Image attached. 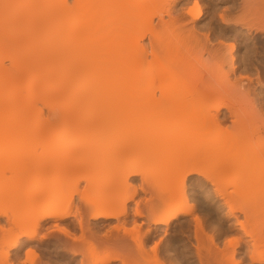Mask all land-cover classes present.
Listing matches in <instances>:
<instances>
[{
	"label": "rangeland",
	"instance_id": "rangeland-1",
	"mask_svg": "<svg viewBox=\"0 0 264 264\" xmlns=\"http://www.w3.org/2000/svg\"><path fill=\"white\" fill-rule=\"evenodd\" d=\"M228 1L229 0H198L196 2L198 5H196L195 0H189L188 3L184 2V4L183 2H179L175 5V17L173 16V19L176 20L172 21V18L170 19L169 16H165V23L161 21L158 14H155L157 8L152 6L147 8L148 11L141 19L126 22L122 28H120L117 23L110 22L108 19L104 18L100 23L101 28L98 33L97 50L104 53L106 55L105 58H107L113 50L114 53H112V55H125L128 53V49L131 48V51H133L134 48L140 47V49L138 48V51L133 52L132 55H140L139 57L137 56L139 59L144 56V61L143 59V62L136 61L138 63L140 62L139 64H136V62L135 64H129L126 61L127 65L123 71H136L137 73L144 75L145 77L143 78L145 79L142 80L143 85L145 83L148 88L147 83L151 82L150 84H152V86L149 85L150 88L148 91L153 90L155 92L156 90L154 93L155 95L153 96L152 92L150 95H140L131 98L127 97L121 100L122 114L130 113L132 118L138 115L140 116L138 123L135 124L133 128H118L115 130L102 129L99 131V127L106 126L108 120L106 116H100L85 129L86 135L83 134L82 136L85 142L81 140L82 137L79 141L75 140L78 145L74 142V138H71L73 142L71 140L67 141L68 143L63 142L62 140L55 142L46 131L6 135L7 137L0 141V149L13 146V150L16 148V150L20 152L18 156L24 151L26 159L24 158L25 160L22 159L21 161H24V168L26 170L22 168V166L19 167L21 171L19 172L17 166L13 167L15 163H19V159L17 161L16 158H13L12 155L14 154L9 155L10 157L7 156L6 159L9 160L4 158L8 162V167L12 165L13 168H17V170H12L14 172L6 169L7 164H5V160H2V163L0 161V190L6 189L7 187L11 189L15 186L19 187L18 185L20 183H18V181L22 179V181H25V186L23 187L20 185V187L21 189L23 187L22 191L25 190L24 192H27L29 197L33 191L35 192L36 190H39L40 187L44 190L47 188V195L39 199L35 198V200H31V198L29 201L26 200L27 203L25 202L23 204L24 206L22 205V208L19 206L20 209L19 207L15 209L13 203L12 206L9 205L11 203L9 201H7L8 206L4 205L5 201L1 199V204L3 201V205H0V210H6V213L11 216H13V214L17 216V213L21 214L19 216H23V218L25 217L28 220L37 217L38 213L44 211L48 201H50L51 198H54L55 195L58 194V191H60L61 187L59 186L61 179L69 173L71 164L76 163V159H78L79 155H82L80 157H83V160H85L81 164L83 169L78 171L71 178L74 179L85 175V180L80 182L78 188L85 192V197L89 202L91 201V204L94 201L93 199L98 201L97 199L105 200L108 198L111 200L113 199L116 202L121 198L123 190H125V197L126 195H129V198L135 192L134 190L138 189L136 196L133 198L134 200H128L127 202V208L131 210L129 211L128 209V211L131 212L129 213V220L132 219V222L129 221L131 223H127L128 226L126 225V228L125 226H121L120 231H116L117 234L120 232L119 234L123 236L126 235L125 229H128L126 237L129 241L132 242L134 238H137L139 241L143 240V242H145V251H142V254L139 253L140 255L136 254L133 256V259H131L132 261L130 260L128 262L129 264L159 263L158 261L162 259L160 257L163 255L162 253L165 244L169 246L176 245L178 248H182L181 245L186 242L187 246L189 245L187 250L192 249L193 252L192 250L191 252L196 254L197 251H195V246L198 242L194 233L196 230V225H194L196 224L194 220L195 215L202 217V221L206 225V233L203 232L200 239V245L205 255L207 254L206 257L208 258L211 256L214 258L212 255L215 254H212V251H217V248L222 250H218V252L222 254H219L221 255L219 257L217 255L219 258L218 262H214L215 259H210V261L213 260L212 264H219L221 261H223L221 264H230L232 262L231 260H234L235 257V259H239L240 254L236 256L233 248L235 242L234 239L236 240L238 238L235 236L238 234L231 231V233L228 232L224 235L220 230L221 224H225V227H229V223L233 221V219L230 220L225 217V213L230 210V207L231 209L234 208L236 210L237 215H239L244 224L246 222L248 231L256 232L259 234L258 236L264 238V202H261L264 198V31L262 30L263 32H259L261 29L259 28V30L256 29V32L254 31L255 27H252L250 31V24L248 27H245L247 26L245 23L248 22H254V24H257L260 20L262 23L264 22V13L262 12V10L264 11V2L261 3L260 0H252V2H257V4L247 1V5L243 0ZM26 2L28 5H31V8L39 10L40 13L45 14L47 12L48 5L46 0H42L41 3H37L36 0L34 2L27 0ZM246 5L247 7H245ZM79 8L77 0H70L68 9L69 13H64L59 10L56 19L42 25L41 31L36 37L24 42L26 48L34 50L32 54L33 57L30 58V61L34 65H38L47 71L54 70L55 72V74H53L54 78L49 79L47 83V85L50 83L53 88L45 91L46 87L44 86L42 95L37 97L34 102L28 103L27 109L24 110L28 115L27 123L25 124L27 127L47 129L51 122L56 124L64 123L65 121L73 123L76 120L71 116L63 118L69 115V110L73 106L79 105L82 100V95L80 94L82 88L79 86L81 73L79 69L75 71V73L72 72L73 64L80 58L89 59L95 56L93 43L94 36L93 33L88 30L90 25H86L83 20H81L82 18L80 16ZM137 9L139 8L137 7ZM189 9L194 13L200 12L201 16L199 23L195 24V32L193 33H190L189 31V27L193 25V19L191 15L188 14ZM139 10H136V14ZM222 14L229 16L232 21L229 25H232L233 28L229 31L228 35H234V30H237L240 33L242 32L243 36L235 38L234 40L233 38L219 37V30L221 31V28L226 26L224 23L222 24L220 18ZM151 16H154L153 19ZM257 16L259 19H257ZM245 18L247 21L244 20ZM262 25H264V23ZM187 26H189V29ZM75 28H77L76 31L74 30ZM86 31L88 35L86 34ZM11 36L12 33L10 32L0 35V69L3 68V66H6L7 68L12 66V58H14L16 50L5 45V42L10 39ZM84 41H87V48L85 53H82L79 51V48L84 44ZM31 42L32 44L27 46ZM220 42L225 43L227 46H231L235 43L234 53L238 68L242 65L243 60L241 59L250 53V55L253 56L252 59H254L255 68L257 69H250L247 71V69L245 70V68L241 66V69H237L234 73L230 70L227 63L223 66L217 65L218 60L216 58L213 59L214 56L209 53V49H211V46L219 45ZM51 60L53 63L49 64V61ZM257 73L260 74V77L263 79L261 84H258ZM247 76L251 77L253 81L251 83H249L250 81H247L245 83L246 87L242 88L241 86H238L237 78L243 77L246 79ZM66 77H69V80L64 82V78ZM175 81L177 83H175ZM205 105L207 107H205ZM216 106L219 107L220 110L219 108L216 110ZM5 107L11 108V102L10 104L5 105ZM123 123L124 122L120 121L121 126ZM205 129L207 131L211 129L214 135L208 136L209 139L212 137L209 141L208 139H204V143L201 142V145L204 146L201 147L198 142H200L201 139L203 140V137H201L199 141H197L196 137L198 135L203 136L201 135V132L203 133V130L206 132ZM139 130L145 131L146 136L145 139H143L146 144L143 146V149L140 150L142 155L149 151L150 144L147 140L148 135L151 140L155 139L154 141L162 140L167 135L171 134H174V136H177V134L178 136L182 135V141L180 140L181 142H178L177 145L175 144V147L181 146V150L183 148L188 150L191 149L189 146L193 145L196 148V145L198 144L197 149L206 147L207 151L205 149L204 151L197 153L200 154L201 157H199L200 162L198 161L199 163L197 162L196 164L191 158L195 154H188L187 151L185 152L183 149L184 151L182 150L183 152H180L181 155L179 153L180 157L173 160L175 166L172 168L170 167L171 170L170 168L167 169L166 167H160L155 164L149 159L147 154L144 155V157L148 158L151 162L143 157L141 158L142 155L140 156V160L136 155L137 160L135 159L134 154L133 159H128L129 161L126 160L128 162H125L123 158L121 160L124 161V167L127 168V166L129 167L131 164H134L132 166L135 168V166L138 165L136 168L139 173L136 172L137 174L135 173L130 177V182L126 184V188L125 184L124 186L122 184V187L125 189L121 190V184L118 183L120 179L118 182H114L115 180L113 181V177L116 174L118 177L120 175L122 176L125 171L123 168L121 170L122 172L120 169L118 171L116 170L117 172L115 171L118 165H120L121 160L117 157L114 150L116 151L118 148V142H121L120 140L124 133L126 134L127 131H130L129 137H131L133 141H136V133ZM212 132L211 134H213ZM87 136L94 141V143L91 144L93 146L88 145L90 143ZM200 136L198 137L200 138ZM86 140L88 142H86ZM17 143L18 145H16ZM85 143H88L86 145V147L88 146L87 148L84 147ZM12 149L10 151H13ZM7 150L9 151L8 148ZM141 153H139V155ZM249 154H254L255 159L257 158L259 160L255 161V163L253 162V164L255 165L257 164L256 162H259V165L257 164L256 166H253L252 164L250 165L252 167L251 171L250 168H247V170L245 169L246 171L243 170L245 171L244 173L243 171L239 172L238 169H235V165L241 158L245 156L249 158ZM185 157L186 159L184 160ZM260 157L263 159L261 160ZM248 158H245L246 161H248ZM252 159L253 158L250 160ZM186 160L188 165H191L190 167L187 165L188 168L184 166L187 170H190L192 167L191 169L196 168L198 171H193L194 173L188 172V174L187 172L177 173L179 168L177 169L176 166L180 167V163H185ZM139 163L141 165H139ZM19 164L22 165V163ZM12 167H10V169ZM164 168L166 169L163 170ZM185 168L184 171L186 170ZM3 169L5 170V173ZM113 169L116 174L113 172ZM247 171L249 172L247 173ZM257 172L259 173L256 174ZM79 173L80 175H78ZM261 177L263 180L260 179ZM117 180L118 179H116V181ZM121 181L123 182V179H121ZM115 183H118L119 186ZM21 184L23 185V183ZM152 184L153 186H151ZM130 185L132 186L130 187ZM245 185H250L248 190H246L247 187ZM142 186H144V190L141 188ZM151 189H154V191H151ZM69 191L70 190H68V194ZM150 192L157 195V199H155V195H151ZM173 193L186 194L187 205L185 209L189 207L192 208L193 211L191 212L188 208L187 210L191 212L190 214L189 211L187 212V215L182 213L179 215L180 217L178 216V218L171 222V225H168L169 228L167 226L168 229L166 228V225H164L165 227L162 226L163 228L159 226L162 229L161 231H155L156 225L152 222L155 218L153 219L150 217L149 210L151 207H148L149 204L147 206V203H150V201L146 200H149L151 197L152 199L154 198V201L157 200L158 202V196L161 194L166 195L165 199H167L170 194ZM242 194H244L245 203L248 204L250 212L248 214H244V212L242 213V209L245 207ZM32 199L34 198L32 197ZM212 199H214V201ZM60 200L62 201L58 204L62 205V208L64 207L66 210L63 209L66 212L69 210L70 216H67L65 220L52 217L39 222L40 224L38 226L40 227L37 226L38 230L35 232L36 236L33 240L34 242H32L33 245L30 246L34 249L32 250L29 246H25V249L23 248L22 261L24 262L26 260L25 264H81V261L87 260L88 257L84 252L86 247H82L81 245L80 247H82L84 251L82 249L80 253L76 250L79 246L76 247L75 244L79 243V240L81 241L82 238L86 240L83 242V245L85 246L87 245V242H93L95 237V240H97L99 236L103 239L105 231L109 228L107 226L113 227L118 224V221L115 218L109 220H92V214H94V211L96 212V210L90 209L88 202H85L81 195H75L74 200L72 199L71 201H68L65 196L60 198ZM138 201L142 203V207L139 205L140 203ZM182 201H184V199H182ZM136 202L139 203L138 205L140 209L143 208V210H145L142 212H144V214L146 212V214L144 217L136 218L135 221L133 220V212L137 205ZM12 208L15 209H13V213ZM2 214L3 217H1ZM4 214L5 213L0 214V217L3 218V220L0 218L2 221L6 218L4 217ZM80 216L85 219V222L89 221V228L93 229L91 231L97 233L96 235H92L93 233L87 230L88 228L85 229L86 233L79 228L80 226L77 220ZM246 218H248L250 222ZM246 220L250 223L249 226ZM29 222H25L26 229L30 228V231L34 230V228L29 225L31 222ZM136 223L137 226L138 223L140 225L138 227L139 229L136 227L138 230L131 228L132 225L134 227ZM6 224V228L10 226L12 227V224ZM65 225L67 228H70L69 231H71V236L74 237H70L61 231L62 226ZM249 227H252V229ZM149 228H154L152 235H149L150 237L148 236L147 231ZM260 231L261 233H259ZM4 236L8 238V235L6 236L3 234V238ZM0 237H2V233ZM75 238L78 239L77 242L75 241ZM7 240L8 239H6V241ZM98 240L100 239L98 238ZM8 242H12V240L7 241L6 243L4 241L3 245L5 244V246H7L10 244ZM85 242L86 244H84ZM0 243H2V241ZM158 245L159 249L156 252L154 249ZM4 247H1V250H7V247ZM82 251L84 254H82ZM223 251L224 254L222 253ZM1 253L2 252H0V254ZM195 254H192L193 256L189 260L190 263L187 261L186 264H191L194 261L198 262V255ZM84 255L87 256L84 257ZM105 255V253L100 252V255H97L98 257L96 256V258H106L107 256ZM116 256L117 254L115 257ZM230 257L231 260H229ZM96 258H94V260H96ZM105 264L124 263L118 260Z\"/></svg>",
	"mask_w": 264,
	"mask_h": 264
},
{
	"label": "bare ground",
	"instance_id": "bare-ground-1",
	"mask_svg": "<svg viewBox=\"0 0 264 264\" xmlns=\"http://www.w3.org/2000/svg\"><path fill=\"white\" fill-rule=\"evenodd\" d=\"M26 1L27 0H0V35H2L3 33H6V32L12 33L11 38L5 42V45L7 47L14 48L16 50L14 53V58H12V66L9 68H7L6 66H3V68L0 69V141L2 139L6 138L7 137L6 135H8V134H15V133L20 134V133H27V132L35 133V132H39V131L40 132L46 131V132H48V134L51 136V138L55 142L62 140L63 142L68 143L67 141L71 140V138L72 139L74 138V142L77 143L75 140L79 141L81 139V137L83 136V134L86 133L85 129L88 127V125L91 124L96 118H98L100 116H106L108 118V120L106 122V126L99 127V129H98L99 131H101L102 129L103 130H109V129L115 130L118 128H122V129L133 128L135 126V124L138 123L140 116L138 115V116L132 118V115L130 113H123L122 114V112H121L122 106L120 104L121 100H123L127 97L131 98V97L140 96V95H143V96L150 95L152 92H153L152 95L154 96L155 95L154 93L156 92V90H155V92L152 89H150L152 91H148L150 88L149 85L152 86V84H150L151 82L147 83L148 88H147V85H145V83L143 85L142 80L145 79V78H143V77H145L144 75H141V74L137 73L136 71H134V72L123 71L124 68L126 67L127 63L135 64L136 61H140V62L142 61L144 56H142V58L139 59L138 57L140 55H136V56L132 55V53L138 51L137 49L138 48L140 49V47L134 48L133 51H131V48L129 47L130 49L127 50L128 53H126L125 55L114 54L115 55L114 56V55H112V53H114V50H113V51H111V54H109L108 55L109 57H107V58H105L106 55L104 53H101L99 50H97L98 33H99L100 28H101L100 23L104 20V18H106L110 22L117 23V25L120 28H122L126 22L141 19L142 16L145 15L146 12L148 11L147 8H150L151 6L157 8V11L155 9V11H156L155 14L156 15L158 14L160 16V19L162 22L165 23V20H166L165 16L166 17L169 16L170 19L172 18V21H173V20H176V19H173V16L175 13V5L178 4L179 2H183V4H184V2L188 3L189 0H77L79 7H80L79 10H80V16L82 18L81 20H83V22L86 25L87 24L90 25L88 30L91 31L93 33V36H94L93 43H94V48H95V50H94L95 56L91 57L89 59L80 58L79 60H76L73 64L72 72L75 73V71H77L79 69L80 73H81L80 80H79L80 81L79 86L82 88L80 91V94L82 95V100L79 103V105L73 106L69 110V113H68L69 115H67L66 117H63V118H68L69 116H71V117L75 118L76 120L73 123H68L67 121H65L64 123L56 124L54 122H51V124H49L47 129L27 127L25 124L27 123L28 115L26 114L27 112H25L24 110L27 109L28 103L34 102L37 99V97H40L42 95L44 86L46 87L45 91H48L49 89L53 88V86H51L50 83L48 85H47V83H48L49 79L54 78L53 74H55V72H54V70L47 71L38 65H34L30 61V58L33 57L32 54H33L34 50H29L28 48H26L24 45V42L27 41L28 39L36 37L37 34L41 31L42 25L56 19V17L58 16L59 10L64 12V13H69L68 9H69L70 0H46V3L48 6H47V12L45 14L40 13V11L37 9L31 8V5H28ZM28 1L34 2L35 0H28ZM36 1H37V3H41L42 0H36ZM197 1L198 0H195V3ZM243 1L245 4H247L246 3L247 1L252 2V0H243ZM260 1H261V3L264 2V0L263 1L260 0ZM252 3L257 4V2L256 3L252 2ZM258 3L260 5H262L260 2H258ZM245 4H242V5H245ZM196 5H198V4L196 3ZM247 5L245 7H247ZM252 5H249V6H252ZM137 7L140 10L137 9ZM263 8H264V5H263ZM136 10H139V12L137 14H136ZM189 10H188V14L191 15V17L193 19L192 20L193 25L191 27L187 26V28L189 27L190 29L189 28L188 29H189L190 33H193V32H195V27H196L195 24L199 23V19L201 16H200V12L194 13L193 11H191V10L189 11ZM262 12L264 13L263 10H262ZM253 16H255V15H253ZM153 17L154 16H151L152 19H153ZM220 18H221L222 24L224 23V25H226L225 27L221 28V31L219 30V32H220L219 37L220 38H233V40H234L235 38H239V37L243 36L242 32L240 33L237 30H234L235 31L234 35H232V36L228 35L229 31L233 28L232 25H229V24H231L232 21H231L230 17L227 15L222 14L220 16ZM257 19H259V17ZM244 20H246V18ZM244 20H243V22H244ZM260 22L262 23L261 20L259 22H257L258 25L256 23L254 24V22H248V23H245V25H247V26H245V25L244 26L248 27V25L250 24V26H251L250 31H251L252 27H255V30L253 29L254 31H256V29L259 30V28H261L259 32H263L264 31V25H262V24L264 22L262 24ZM76 29L77 28H75L74 30L76 31ZM86 34L88 35L87 31H86ZM190 35H192V34H190ZM86 42L87 41H84V44L79 48V51H81L82 53H85V51H86V48H87ZM31 44H32V42L30 44H28L27 46H30ZM192 44H194V43H192ZM263 47H264V45H263ZM207 48H208V46H207ZM194 49H196V48H194ZM209 50H210L209 53L214 56L213 59L216 58L218 60L217 65L223 66L224 64L227 63V65H229V67H230V70L233 71L234 73H235V71H237V69H241V66H243V68H245V70L247 69V71L250 69H255V70L257 69V68H255L256 66L254 63V59H252L253 56H251L250 53L248 55L246 54L247 56H245L243 59H241V60H243L242 65L239 68L237 67V65H236L237 60L235 58V53H234L235 43H233L231 46L230 45L227 46L225 43L220 42L219 45H217V46H211V49H209ZM50 54H55V53H50ZM126 61H127V63H126ZM143 61H144V59H143ZM51 63H53L52 60L49 61V64H51ZM137 63L138 62H136V64ZM258 73H257V75H258L257 81H258V84L259 83L261 84L263 82V79L260 77L261 75ZM249 76H247L246 79L243 77L237 78L239 85L238 84H236V85L241 86L242 88L246 87L245 83L247 81H250L249 83H251L253 81L252 78ZM68 78L69 77L64 78V82L69 80ZM234 79H235V77H234ZM236 82H237V80H236ZM175 83H177V82L175 81ZM259 86H261V85H259ZM241 87H239V88H241ZM198 92H200V91H198ZM10 102H11V108L5 107V105L10 104ZM205 107H207V106L205 105ZM263 107H264V105H263ZM218 108L219 107H217L216 110ZM219 110H220V108H219ZM120 121L124 122L122 126L120 125ZM125 122H127V123H125ZM130 131H127L126 134L124 133V135L122 136V138L120 140L121 142L120 143L118 142V148L116 149V151H118V152H116L114 150L115 154H117V157L120 160L124 158L123 160L125 162H128L129 160L133 159L134 154H135V159H137L136 157L138 156V159L140 160V156L142 155L140 150H142L143 146H145V144H146V142L143 141V139H145V137H146L145 131L139 130L136 133V137H135V139H137L136 141H133V139L131 137H129ZM211 132H212L211 129L208 131L206 130V132L203 130L204 134L201 132V135H203V136L198 135V136H200V138L198 136L196 137L197 141H199L201 139V137H203V140L201 139V141L198 143H200V145H201V142L204 143L203 142L204 139H206V140L208 139V141L211 140L212 137L210 136L211 137L210 139L208 137L209 135H214V133L212 132L213 134H211ZM84 137H86V136H84ZM166 137L162 140L160 139V140L154 141L155 139L151 140L149 138V135H148L147 140H148V143L150 145H149V151L146 154L149 157V159L151 161H153L155 164L159 165L160 167L163 166V167H166L167 169H169L170 167L172 168L173 166H175V164H173L174 163L173 160H175V158H179L181 153L185 149L183 148L184 150L182 149L183 150L182 151L180 148L181 147L180 145H179L180 147H175V144L177 145L178 142L182 141V135L178 136V134H177V136L176 135L174 136V134H171V135H167ZM81 140L85 142L83 137ZM88 140H89L90 144H88V143L87 144L90 146H93L91 144L94 143V141L91 140V138H89V137H88ZM149 140L152 142H150ZM91 141H93V142H91ZM86 142H88V141L86 140ZM133 142H135V143H133ZM87 144L85 143L84 144L85 146L84 145L83 146L86 147ZM16 145H18V143ZM77 145H78V143H77ZM200 145H199V147H200ZM192 146H189V147H191V149L187 148L188 150H185V152L187 151V153L191 154V155L195 154L194 155L195 157L192 156L191 158L197 164L198 161L200 162L199 157H201V155L197 154V153L204 151L206 149V147L197 149L198 144L196 145V148L194 146L192 148ZM202 146H204V145H201V147ZM10 147H11V149L13 148V146H10ZM10 147L8 146L6 148H3L4 150L2 148L0 149V161H1V163H2V160L4 161L7 158V156L14 154V155H12L13 158L14 159L16 158L17 161L19 159V163H22V165H20L16 160H14L20 166L15 163V165H13V167L17 166V168H19V167L23 166L22 168H24L25 167L24 161H21L24 158L26 159V157L24 155V151L21 152L22 153L21 155H23V156H21V155L18 156V154L20 152L18 150H16V148H14V150L12 149L13 151H10L11 150ZM7 148L9 149V151L7 150ZM207 148H208V146H207ZM17 151H18V153H17ZM206 151H207V149H206ZM139 153H141V154L139 155ZM179 153H180V155H179ZM146 154H143L141 156V158L143 157L144 159H147V161L151 162L150 160H148V158L144 157V155H146ZM185 155H186V153H185ZM252 155H253V157H252ZM80 156H82V155H79V157ZM257 156H258V154H257ZM17 157H19V158H17ZM79 157H78V159H76V163L71 164L69 173H67L64 176V178L61 179L60 186H59V187H61V189H60V191H58V194H56L54 198H51V200L48 201L47 205L45 206L44 211L38 213L37 217L32 218V220L31 219L28 220L24 217L25 220H28V221H25L23 216L22 217L19 216L21 214L17 213V216H15V214H13V216H11L8 213H6V210L5 211L0 210V212L2 211L1 213H5L4 217H6V218H4V221H2L3 218H1V217H3V214L0 217L2 219V220L0 219V231L2 233V237H0V242L2 241V243H0L1 244L0 245V252H2L0 254L1 255L0 256V263H2V264H25L26 260L24 262L22 261L23 260L22 259L23 248L25 246L30 247L31 245H33L32 242H34L33 240L35 239V236H36L35 232H37L36 230H38L37 226L40 224L39 222H41V220L45 221V220L52 218V217H57V218H60L61 220H65V218L67 216H70V213H69V210L66 212L65 211L66 209L63 207L65 209L64 210L62 208V205L58 204L59 202L62 201V200H60V198H63L65 196L68 199V201H71L72 199L74 200V197L77 194L81 195L82 199H84L85 202H88L90 209L96 210V212L94 211V214H92L93 215L91 217L92 220H100V219L109 220V219L115 218L118 221V224L116 226H113V227L107 226L109 228L104 233L105 239L103 236H102L103 239L100 238V236H99L98 238L100 240H98V238H97V240H95L96 239V237H95L93 242H87V245L85 246V245H83V242L86 240L84 238H82L81 241L79 240V243L75 244L76 247L79 246L78 248H80V249H78L76 247L75 248L80 253H81V250L83 249L82 247L83 246L86 247L85 251H84V249H83V251L89 257V260H88V257H87V260H85V261L82 260L81 264H105V263H110L112 261H118V260L122 261L124 264H126V263L129 264L128 262L131 259H133L132 258L133 256H135L136 254L140 255V254H142V251L143 252L145 251V242H143V240L139 241L137 238H134L133 241L131 242L127 239L126 236L128 234V231H127L128 229L127 230L125 229L126 235L122 236L119 234L120 232L118 234L116 233V231H120L121 226H123V227L125 226V228H126L127 223L132 222L131 221L132 219L129 220V218H130L129 213H131L129 211H131V210L129 208H127V202H128V200H132L136 196L138 189L137 188H136L137 190L133 189L135 192L133 193V191H132L133 194L132 195L130 194L131 196L129 198H128L129 195H126L127 198L125 197V193H124L125 190H123V189H125L127 186L126 184L130 182L129 181L130 177L133 174H135L136 172L139 173L138 169L136 168L138 165L135 166V168L137 170L134 168V166H132L134 164H131L132 167L129 166L130 168L127 166V168H128L127 169L126 167H124V161L121 160L120 165H118L119 168L117 167L118 169L117 168L115 169V171L116 170L118 171L119 169L121 171L123 168V170L125 171V172L123 171L125 173V174L123 173L124 176L122 174L123 177L120 175L119 176L120 178L114 172V169H113V172L116 174L113 177V181L115 180L114 182H118L120 179V181L118 183L121 184V190H123L122 191L123 194L121 193V198H119L118 201L115 202V200H113V199L111 200L108 198L105 200L97 199L98 201H96V199H93L94 201L91 204L90 203L91 201L89 202V200L85 197V194H84L85 192L79 190V188H78V185L80 184V182L85 180V175L79 176V177L74 178V179L71 178L72 176H74V174H76L78 171L83 169L81 164L85 160H83V157L82 158L80 157V159H79ZM188 157H189V155H188ZM262 157H263V154H262ZM195 158L197 161L195 160ZM245 158H248V157L245 156V157L241 158L239 160V162L235 165V169H238L239 172L243 171L245 169L247 170V168L248 169L250 168V171H251L252 167L250 165H252L253 162L255 163V161L258 160L257 158L255 159L254 154H251L249 156L248 161H246ZM251 158H253L254 160L253 159L250 160ZM185 159H186V157L184 158V160ZM260 159H261V157H260ZM6 160H9V159H6ZM6 160L4 161V162H6L5 164H7L6 169H9L10 171H12L13 169L17 170V168H13L12 165L8 167V162ZM126 160H128V161H126ZM187 160L185 161V163H182V164L180 163V165H179L180 167L176 166L177 169L179 168V171L177 173H180V172L186 173L187 172V174H188V172H193V171L196 172L197 169L196 168L191 169L192 167L190 168V170H187V168L189 166ZM141 161H143V160H141ZM133 162H135V161H133ZM263 162H264V160H263ZM256 163L258 164L259 162H256ZM257 164H255V165L253 164V166H256ZM139 165H141V164L139 163ZM193 165H194V163H193ZM184 166H186L187 168H185ZM10 167H12V168L10 169ZM160 167H158V168H160ZM166 168H164L163 170H165ZM171 168H170V170H171ZM184 168L186 169L185 171H184ZM245 171H243V173ZM1 172H3V171H1ZM12 172H14V171H12ZM19 172H21L20 168H19ZM19 172H17V173H19ZM248 172L249 171H247V173ZM259 172H260V170H259ZM259 172H257L256 174H258ZM4 173H5V170H4ZM84 174H85V172H84ZM78 175H80V173ZM112 175H111V177H112ZM245 175H248V174H245ZM252 176H253V174H252ZM116 179H118V180L116 181ZM121 179H123V182L121 181ZM260 179L263 180L262 177ZM260 179H259V181H260ZM109 182H112V181H109ZM18 183H20L18 185L19 187H16L14 185L15 187H12L13 189L7 187L6 189L0 190V205H3V201L1 204V199H3L6 202V203L4 202V205L8 206L7 201H9V202H11L9 205L12 206V203H13V205H15L14 206L15 209L19 206H21V208H22V205L26 202V200L29 201L30 198H31V200H35V198L39 199V198H42L45 195H47V193H46L47 188L44 190L43 188L40 187L41 188L40 189L38 187L39 190L35 189L36 191L35 192L33 191V193L29 197V194H27V192H24L25 190L22 191L23 187L25 186V181H22V179H21L18 181ZM21 183H23V185ZM148 183H150V182H148ZM148 183H146V184H148ZM122 184H123V186L125 184V188L122 187ZM20 185L23 186L22 189H21ZM118 186H119V184H118ZM128 186H129V184H128ZM131 186L132 185H130V187ZM151 186H153V184ZM245 186L247 187V188L245 187L246 190H248L250 185H248V186L245 185ZM259 186H260V184H259ZM143 187L144 186H142L141 188H143ZM153 188H155V187H153ZM253 188H254V186H253ZM48 190H49V188H48ZM68 190H70L69 194H68ZM143 190H144V188H143ZM149 191H150V189H149ZM151 191H154V189L153 190L151 189ZM184 193H182V194H177V193L170 194V196L167 199H165L166 195L161 194L160 196H158V202H157V200L154 201L153 200L154 198L152 199L151 197H150L151 199L149 198V200L148 199L146 200V201H150V203H151L150 204L148 202L147 206L149 204L148 207H151L149 210V213H150V217H152L153 219L155 218L154 221H152V222L154 223V225H156V228H160L162 226L165 227L164 225H166V228H167V226L169 224L171 225V222L173 220H175L176 218H178V216L180 214L183 213V214L187 215L188 214L187 212L189 210H191V212L193 211V209L189 208V207H187V209L189 208V210L185 209L186 205H187V203H186L187 197L185 196L186 194H184ZM150 194L153 195L154 193L152 194V192H150ZM31 196L34 199H32ZM156 196L157 195H155V197ZM122 198H123V200H122ZM155 199H157V197ZM182 199H184V201H182ZM242 199H243L244 205H245V207L242 209V213L244 212V214L245 213L248 214L250 212L248 209V204L245 203L244 194H242ZM212 200L214 201V199H212ZM53 201L56 203H54ZM15 202H16L17 206H16ZM138 202H136V204L138 205L140 203L139 205L142 207V203L141 202L138 203ZM261 202H264V198L261 200ZM216 204H217V202H216ZM137 205L134 209L135 211L133 212L134 213V219L133 220H135V221H136V218L144 217L146 214V212H145V214H144V212H142L145 210H143V208L140 209L139 205L138 206ZM259 205H260V203H259ZM13 209L14 208H12V213H13ZM19 209H20V207H19ZM128 209H129V211H128ZM229 209L230 210H228V212L225 213V215H226L225 217H226V219L227 218H229L230 220L233 219V221H231L232 223L231 222L229 223L230 224L229 227H225L224 226L225 224H221L220 230L224 235L227 234L228 232L231 233V231L236 232L238 234L237 236H235L238 238L236 240L234 239L235 242H234L233 248H234V254L236 256L238 254L241 255V256L239 255V257H240L239 259H235L236 258L235 257L234 260L233 259L231 260V257H230L229 260L232 261L230 264H246V262H250V264H262V262H264V251H263L264 238L262 236L261 237L258 236L259 234L256 232L248 231L247 226H246V222L244 224L243 221H241V218L239 217V215H237L236 210L234 208L231 209V207ZM191 212L189 211V214ZM224 212H226V211H224ZM20 213H23V212H20ZM248 218H246V219H248ZM194 220L196 222V224H194V225H196L195 226L196 230L194 233H195L196 240L198 242L196 246L194 244V246L196 247L195 251H197L196 254L192 253L193 252L192 249H191L192 252H191V250H187L188 249L187 247L189 245L187 246L186 242H184L181 245L182 248H180V247L178 248L176 245L175 246L174 245L169 246V245L165 244V247L163 248V253H162L163 255H162V257H160L162 259L161 260L157 259V260H159L158 261L159 263H157V264H167V263L168 264H184V263L186 264V262L187 261L189 262L190 258L193 256L192 254L198 255V257L196 256L198 258V262L194 261L191 264H212V261L214 259H215L214 262H218V260H219L218 257L222 255L220 252H218V250L219 251H222V250H220V248L216 247L217 251H214L215 253L212 251V254H215V255H212V256H214V258L209 256L210 258L208 257L209 258L208 259L206 257L207 254L205 255V253L203 252L202 247L200 245L201 234L203 232L206 233L205 232L206 231V225L202 221V217H198L195 215ZM248 220H246V221H247V224L249 226L250 220H249V222H248ZM77 221H78L79 226H80L79 228H81L82 231H84V233H86L85 229H87V228H88L87 230H89V231L93 230V229L89 228L90 227L89 221L85 222V219L82 216H80V218ZM129 221H131V222H129ZM2 222H4V223H2ZM25 222L26 223L29 222L30 223L29 225H31L32 228H34V230L30 231L29 230L30 228L26 229ZM134 222H133V224H134ZM6 223H9L10 225L12 224V227L10 226V227L6 228L5 227L7 225ZM9 224H8V226H9ZM252 224H253V222H252ZM103 226H105V225H103ZM139 226H140L139 223H138V226L136 223L135 226L133 227V225H132L131 228L137 229ZM38 227H40V226H38ZM156 228H155V231H159V230L161 231L162 230L161 228L160 229H156ZM168 228H169V226H168ZM249 228L252 229V227H249ZM69 229L70 228H67L65 225V226H62L61 231H63L66 235H68L70 237H74V236H71V231H69ZM153 229L154 228H149V230L146 229L148 231V236L152 235V232L154 231ZM1 233H0V235H1ZM91 233H93L92 235L97 234V233H94V231H91ZM133 233H134V231H133ZM259 233H261V231ZM3 234L6 236L8 235V238L4 236V238L8 239L7 241L12 240V242H8L10 244H8L7 246H5V244L3 245L4 241H5V243L7 242L6 239L3 238ZM129 234H130V232H129ZM84 237H85V235H84ZM3 239H4V241H3ZM87 240H88V238H87ZM232 240H231V244H232ZM75 241L77 242L78 239L75 238ZM95 241L110 242L112 246L108 247L104 251H100L98 248H96L94 246ZM181 241H182V239H181ZM84 244H86V242ZM231 244H228V245H231ZM81 245H82V247H80ZM159 245L157 247H155V249L153 247L154 251L155 250H156V252L158 251ZM4 246L7 247V250L5 249V251H4V249L1 250V247H4ZM27 249H29V248H27ZM31 249L33 250L34 248H31ZM214 250H216V249H214ZM83 251H82V254H84ZM100 252L105 253L106 254L105 256H107V257L97 259L96 256L97 255L99 256ZM217 252H218V254H217ZM222 253L224 254V251ZM116 254H117V256L115 257ZM219 254H221V255H219ZM231 254H233V253H231ZM87 255H84V257ZM217 255H218V257H217ZM101 257H102V255H101ZM94 258H96V260H94ZM158 258H159V256H158ZM211 258L213 260L210 261ZM184 260H185V262H184ZM86 262H88V263H86ZM169 262H171V263H169ZM221 262L223 263V261H221ZM221 262H219V264H221ZM214 264H216V263H214Z\"/></svg>",
	"mask_w": 264,
	"mask_h": 264
},
{
	"label": "snow or ice",
	"instance_id": "snow-or-ice-1",
	"mask_svg": "<svg viewBox=\"0 0 264 264\" xmlns=\"http://www.w3.org/2000/svg\"><path fill=\"white\" fill-rule=\"evenodd\" d=\"M94 246L98 248L100 251H104L105 249L111 247L112 245L110 242L95 241ZM246 264H250V262H246ZM262 264H264V262H262Z\"/></svg>",
	"mask_w": 264,
	"mask_h": 264
}]
</instances>
